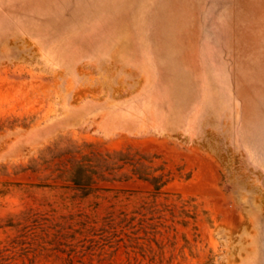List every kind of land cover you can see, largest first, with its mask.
Here are the masks:
<instances>
[{"label":"rangeland","instance_id":"374dc122","mask_svg":"<svg viewBox=\"0 0 264 264\" xmlns=\"http://www.w3.org/2000/svg\"><path fill=\"white\" fill-rule=\"evenodd\" d=\"M11 1L0 264H264V0ZM86 52L154 128L73 129Z\"/></svg>","mask_w":264,"mask_h":264},{"label":"crops","instance_id":"0c3cea01","mask_svg":"<svg viewBox=\"0 0 264 264\" xmlns=\"http://www.w3.org/2000/svg\"><path fill=\"white\" fill-rule=\"evenodd\" d=\"M22 7L27 8L28 5H22ZM12 12V1L0 0V34L2 35L0 37V67L5 60L13 58V46L8 43L9 35L14 32ZM77 25L76 16L73 14V28ZM101 48L114 49L119 47L105 46L103 43ZM73 49L93 50L94 45L92 43H85L84 45L83 42H73ZM94 56L95 53L91 52L73 53V129L90 130L96 124L100 130L115 134L126 130L137 133L154 128L151 111L155 95L152 91L145 95L141 90L129 96L118 95L119 91L116 89V86L119 85L118 80L111 81L110 79L107 85L104 84V97L98 99L95 96L94 82L89 75V72L93 70L88 67ZM97 56L100 55L97 54ZM115 60L120 62L119 58ZM83 65L86 67L84 73L78 68ZM21 97L23 98V95ZM180 127V123L176 122L168 124L167 128L173 131L180 129Z\"/></svg>","mask_w":264,"mask_h":264}]
</instances>
